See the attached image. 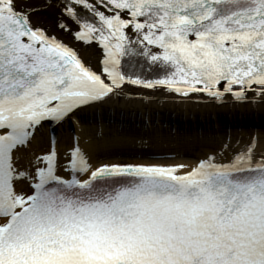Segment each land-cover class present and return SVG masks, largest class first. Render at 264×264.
Instances as JSON below:
<instances>
[{
  "label": "snow or ice",
  "instance_id": "6c2138e0",
  "mask_svg": "<svg viewBox=\"0 0 264 264\" xmlns=\"http://www.w3.org/2000/svg\"><path fill=\"white\" fill-rule=\"evenodd\" d=\"M60 32L97 45L100 71ZM125 85L264 102V0H0V264H264L257 137L194 162L93 163L55 131L33 150Z\"/></svg>",
  "mask_w": 264,
  "mask_h": 264
},
{
  "label": "bare ground",
  "instance_id": "6f19581e",
  "mask_svg": "<svg viewBox=\"0 0 264 264\" xmlns=\"http://www.w3.org/2000/svg\"><path fill=\"white\" fill-rule=\"evenodd\" d=\"M25 2L40 5L44 3V0H25ZM55 15V9H49L42 16L34 18L33 22L35 23L38 19L50 26H54ZM58 38L76 49L80 58L87 66H91L97 72L100 71L103 55L102 50L97 45H86L77 42L71 34L65 32L58 33ZM126 66L129 67L128 63H126ZM132 70L138 71L139 69L135 67ZM145 74L149 75V78H152V73ZM115 96L122 98L123 103H130L134 106L126 108L124 104L118 107L104 103ZM106 100L90 108L80 110L79 115L73 118L74 120H79L78 122L82 124L85 123L87 118L90 121L92 120L97 131L94 134L95 130L85 129L88 133L92 132L94 135H97L98 130L101 129L103 134L111 135L114 138L110 142L92 141L87 146H83L85 154L90 157L93 163H96L102 157L120 154L133 155L135 157L175 154L180 157L191 158L194 157V154L189 150V147L192 146L204 147L206 150L204 153L208 155L210 152L219 149L221 143L211 144L205 142V139L234 137L240 143L244 138H248L247 135L249 133L253 134L256 132L251 126L258 128L264 125V102L262 106L257 103L250 106H241V103L245 102H236L230 97H226L224 101L213 100L202 93L191 94L189 97H181L165 92L163 89L153 91L133 85H125L122 95L117 96L113 94ZM200 103H229L234 104V106L217 108V106L211 105L200 107ZM212 117H215V120H212ZM108 124L110 125L109 127L107 126ZM239 124L243 126L242 131H238L237 127L240 126ZM98 125H101L99 129ZM67 126L68 123L66 122L62 126H56L55 128L44 127L37 133L33 150L42 151L48 147L49 142L47 145L46 138L42 139V136L48 135L51 130L60 132V139L62 137L66 138V134L63 135L62 131ZM194 129L196 131L202 129L203 133L201 136L203 140L201 142L196 141L198 145L196 142L186 143L189 140L182 143L183 139L181 137H188V135L192 134V131L194 132ZM174 133L177 138L170 141L164 140V134L170 138ZM256 133L259 136V132ZM121 135H124V139L128 138L129 140L124 141L120 139L119 136ZM156 138L161 140L159 141ZM146 139H152V141L146 142ZM259 141L264 144L261 137ZM71 146L72 142L70 140L69 144L68 138L65 143H62L60 140L57 144L58 151L61 154L67 149L70 150ZM116 162L129 161L118 160Z\"/></svg>",
  "mask_w": 264,
  "mask_h": 264
},
{
  "label": "rangeland",
  "instance_id": "374dc122",
  "mask_svg": "<svg viewBox=\"0 0 264 264\" xmlns=\"http://www.w3.org/2000/svg\"><path fill=\"white\" fill-rule=\"evenodd\" d=\"M109 102H110L111 105H116L118 107L122 106L123 104L126 106V108H130V107L134 106L133 104H130V103H123V99L122 98H114V99L109 100ZM259 103H260V106H262V102H259ZM201 104L202 105H200V106H211L212 105L211 103H201ZM212 106H217V108L232 107L229 104H223V105L222 104H219V105L213 104ZM110 113H113V112H110ZM212 120H215V117H212ZM78 121L79 120L71 121V123H68L67 128L63 129L62 134L63 135L66 134V138L62 137L60 139L59 138L60 137V132H57V136H56L57 137V141L61 140L62 143H65L67 138H68V143L70 144V140H71L72 145H73L75 143V141L78 139L79 140V144H80V146H81V148L83 150V148H84L83 146H87L92 141H94V142H102V141L103 142L104 141L110 142V141L114 140V138L111 137V135H105V134L102 133L103 131L101 129H99L101 125H98V129H99L98 131L99 132L97 133V135H94V134H96L97 129L94 126L93 122L89 121L88 118L85 120L84 124H82V123H80ZM107 126L109 127L110 125L108 124ZM83 127H86V128H83ZM79 128H81V130H79ZM85 129H89L91 131L95 130L94 134L92 132L88 133V131H85ZM238 131H242V130H238ZM256 132H259V136H258V134ZM256 132L253 133V134L249 133V135H252V136L247 135L248 138H244L243 140H241L240 143L241 144L247 143L248 140L250 138H252V137H257V138L259 137V139L261 137V140H263V142H264V130H258ZM202 133H203L202 129H200L198 131H196L194 129V132L192 131V134L188 135L189 138L187 136H182L181 135L182 136L181 139H183L182 143H184V141L186 142V140H189V142H186L188 144L196 142V141L197 142H201L203 140L202 136H201ZM163 136H164L163 137L164 140L166 139V140H169V141L177 138V137H175L176 134H172L171 135L172 137H170V138L167 137L165 134ZM42 137H43L42 139L46 138V143H48L49 138H50L49 135H43ZM119 137H120V139H122L124 141L129 140L128 138L124 139L125 138L124 135H121ZM83 138H85V139H83ZM156 139L159 140V141L161 140L159 138H156ZM228 140H230L232 142V144H234V145L237 144V142H239V141H236L234 139V137H226L225 139L224 138L220 139V138H214L213 137V138L205 139V142H209L211 144L221 143V145H223ZM145 141L146 142H151L152 139H146ZM153 141H154V139H153ZM197 142H196V144L198 145ZM67 150H69V149H67ZM67 150H65V151H67ZM189 150H190V152H192L194 154V157H191V158L183 157L185 160L194 162L195 160H198V158L200 159V158H203V157L206 156L205 153H204L206 151L204 147H199V146L198 147H193L192 146V147H189ZM134 157L135 156H133V155L120 154V155H113V156H109V157H102L101 159H99V161L105 160L106 158L107 159H111L113 162H116L118 160L131 161V159L134 158ZM147 158L145 157V159H147Z\"/></svg>",
  "mask_w": 264,
  "mask_h": 264
}]
</instances>
